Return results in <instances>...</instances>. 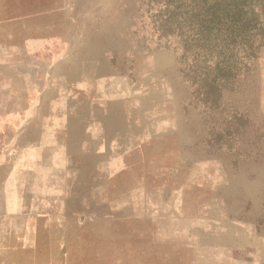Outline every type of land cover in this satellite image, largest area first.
Returning <instances> with one entry per match:
<instances>
[{
    "label": "rangeland",
    "instance_id": "obj_1",
    "mask_svg": "<svg viewBox=\"0 0 264 264\" xmlns=\"http://www.w3.org/2000/svg\"><path fill=\"white\" fill-rule=\"evenodd\" d=\"M138 1L112 7L121 19L105 33L122 29L121 41L87 42L122 44L114 54L140 89L122 127L140 147L110 176H78L79 204H90L94 187V222L73 237L63 264H264V47L245 86L223 92L225 106L248 118L250 155L223 151L209 141L210 121L188 105L176 53L155 48Z\"/></svg>",
    "mask_w": 264,
    "mask_h": 264
},
{
    "label": "crops",
    "instance_id": "obj_2",
    "mask_svg": "<svg viewBox=\"0 0 264 264\" xmlns=\"http://www.w3.org/2000/svg\"><path fill=\"white\" fill-rule=\"evenodd\" d=\"M115 5L0 0V264L68 262L73 237L94 222V187L79 204L78 176H110L137 154L122 126L140 89L114 54L122 44L87 42L122 40V29L105 33L121 19Z\"/></svg>",
    "mask_w": 264,
    "mask_h": 264
},
{
    "label": "trees",
    "instance_id": "obj_3",
    "mask_svg": "<svg viewBox=\"0 0 264 264\" xmlns=\"http://www.w3.org/2000/svg\"><path fill=\"white\" fill-rule=\"evenodd\" d=\"M141 9L156 48L176 53L188 105L210 121L209 141L249 156L248 118L225 106L223 92L245 86L264 47V0H142Z\"/></svg>",
    "mask_w": 264,
    "mask_h": 264
}]
</instances>
